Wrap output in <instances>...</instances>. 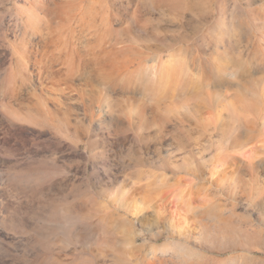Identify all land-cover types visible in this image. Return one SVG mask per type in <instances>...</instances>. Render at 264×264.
Here are the masks:
<instances>
[{"label":"rangeland","instance_id":"rangeland-1","mask_svg":"<svg viewBox=\"0 0 264 264\" xmlns=\"http://www.w3.org/2000/svg\"><path fill=\"white\" fill-rule=\"evenodd\" d=\"M109 1L145 26L135 33L155 45L146 64L182 62L188 86L196 83L199 92L182 98L187 106L173 111L165 128L123 137L104 123L103 131L89 127L87 139L73 136L76 146L49 132L13 136L0 103V264H264V28L254 16L264 0H189L178 9L154 0ZM24 6L0 0V91ZM19 45L24 51L25 42ZM64 87L54 92L75 95L68 102L81 119L77 93L85 86L71 93ZM219 151L258 156L251 167L260 177L258 195L230 196L209 181L219 194L208 196L206 173L173 171ZM164 173L172 183L186 177L172 192L184 207L173 229L144 219L162 201Z\"/></svg>","mask_w":264,"mask_h":264},{"label":"bare ground","instance_id":"bare-ground-1","mask_svg":"<svg viewBox=\"0 0 264 264\" xmlns=\"http://www.w3.org/2000/svg\"><path fill=\"white\" fill-rule=\"evenodd\" d=\"M24 2L15 18L17 45L8 48L5 61L8 67L0 91L2 108L14 122L10 127L13 136L31 140L49 132L57 140L76 146L73 136L87 139L89 127L103 131L104 123L109 130L122 132L123 137L126 131L138 134L152 125L161 129L173 119V111L187 106L182 98L198 94L200 86L196 83L188 86L191 75L182 62L172 68L165 67L161 61L153 66L146 64L148 51L155 45L142 41L135 33V29L146 31L145 26L133 19L126 20L120 9L114 11L115 2ZM154 3H167L176 9L190 4L189 0H154ZM254 16L264 28V7L255 8ZM126 39L131 41L127 43ZM19 41L25 42L24 51ZM57 64L60 68L55 71ZM33 86L45 87H41V93H33ZM60 86H65L63 90L68 89V93L74 91V86H85L77 93L78 108L84 112L81 119L68 102L75 95L64 97L54 92ZM45 90H50L53 97L45 96ZM75 113L77 117H73ZM257 157L249 151L236 155L219 151L197 165L191 161L173 167V171L195 168L198 178L206 173L208 196L219 194L208 184L211 181L230 196L252 197L261 190L260 177L253 170L260 163ZM163 176L166 185L161 191L162 201L144 219L156 227L166 222L173 229L175 215H180L184 207L181 201H175L172 192L186 177L182 175L178 182L172 183L165 173ZM40 184L35 182L33 187ZM180 192L183 195L184 189ZM194 192L197 191H192L191 196L197 195Z\"/></svg>","mask_w":264,"mask_h":264}]
</instances>
